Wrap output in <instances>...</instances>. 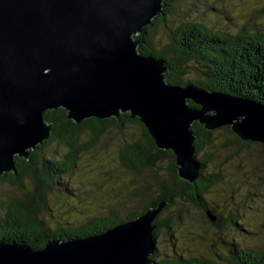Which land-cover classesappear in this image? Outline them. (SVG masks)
<instances>
[{
  "label": "trees",
  "instance_id": "obj_1",
  "mask_svg": "<svg viewBox=\"0 0 264 264\" xmlns=\"http://www.w3.org/2000/svg\"><path fill=\"white\" fill-rule=\"evenodd\" d=\"M182 1L163 0L162 12L135 36L138 53L164 61L167 84H193L264 105V26L244 24L234 32L213 28L187 14L176 15ZM161 29L166 32L158 36ZM42 117L51 124L49 139L27 158L15 157V174L0 177L12 186L0 195V243L39 250L49 240L102 233L163 203L153 221L154 264H264L263 144L243 142L229 127L207 131L194 123L201 167L189 183L178 177L173 153L158 149L140 120L128 113L79 124L68 120L62 108ZM72 174L80 179L75 187ZM84 184L90 188L79 193L75 188ZM51 196L90 204V211L82 208L73 222L52 228L43 218ZM190 209L218 234L211 244L199 232H174ZM182 239L190 245L177 246Z\"/></svg>",
  "mask_w": 264,
  "mask_h": 264
},
{
  "label": "water",
  "instance_id": "obj_2",
  "mask_svg": "<svg viewBox=\"0 0 264 264\" xmlns=\"http://www.w3.org/2000/svg\"><path fill=\"white\" fill-rule=\"evenodd\" d=\"M162 9L163 0H0V177L15 174V157L27 158L49 139L42 115L58 108L76 124L138 118L189 183L201 167L194 123L207 131L229 127L241 141L264 145V105L167 84L164 61L138 53L135 36ZM163 206L39 250L0 243V264H154L153 221Z\"/></svg>",
  "mask_w": 264,
  "mask_h": 264
},
{
  "label": "rangeland",
  "instance_id": "obj_3",
  "mask_svg": "<svg viewBox=\"0 0 264 264\" xmlns=\"http://www.w3.org/2000/svg\"><path fill=\"white\" fill-rule=\"evenodd\" d=\"M179 4H181V7L177 8V10L180 11L179 14L177 13L176 15L187 14L191 18H197V20H199L200 22L210 25L213 28L226 27L227 30L234 32L238 29V26L244 24L246 25L255 23L264 26V0H185V3L182 1ZM171 20L172 19L167 20V27H170L172 25ZM165 32L166 31L164 29L159 30L158 36H163ZM114 134L115 131L109 132L107 136H114ZM53 148L60 149L56 146ZM258 151V148H254L253 154L258 153ZM88 177H85L84 183L86 184L90 182ZM69 180H73V187H75L74 183L80 182V179H77L75 174L69 176ZM11 188L12 186L8 183L0 182V195L11 192ZM89 188L90 186L84 184L83 187L75 189L79 193H82ZM89 203L91 202L89 201ZM47 205L49 211L44 213L43 218L52 228H54L55 226L58 228H64V225L67 224L66 222H73L74 213H76L77 211L82 212V208H85L86 212L89 213V207L91 206L90 204H88V206L90 205L89 207L87 206L88 208L85 206L83 207L81 203L72 198L66 201L63 198L58 199L52 196L49 197ZM250 205L254 206L251 203ZM246 211V214L250 212L248 208H246ZM250 219H253V217H250ZM75 224L76 223H74V226ZM176 230H180L183 235H188L187 233L189 231L194 232L195 235L197 234L196 232H199L202 236L208 238L207 242L205 243L206 245L211 244L212 240L214 241L215 236H218V234L214 236L213 228L204 222L202 215L196 209H190V213L185 218L184 223L181 224L177 229L175 228L174 232ZM177 234V239L180 240V235L179 233ZM162 239L164 240V237H162ZM176 243L177 246H179L178 243H181L183 245L185 244L184 247H188V245H190V242L187 239H182L181 242L177 241ZM161 246L163 245H160L159 247ZM204 247L206 248V246Z\"/></svg>",
  "mask_w": 264,
  "mask_h": 264
},
{
  "label": "bare ground",
  "instance_id": "obj_4",
  "mask_svg": "<svg viewBox=\"0 0 264 264\" xmlns=\"http://www.w3.org/2000/svg\"><path fill=\"white\" fill-rule=\"evenodd\" d=\"M158 17V16H157ZM156 19V18H155ZM260 69V68H259Z\"/></svg>",
  "mask_w": 264,
  "mask_h": 264
}]
</instances>
